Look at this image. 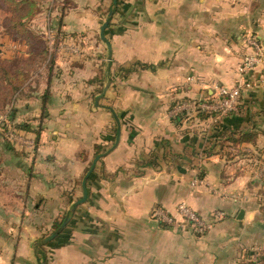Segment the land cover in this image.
I'll return each mask as SVG.
<instances>
[{
  "label": "crops",
  "instance_id": "obj_1",
  "mask_svg": "<svg viewBox=\"0 0 264 264\" xmlns=\"http://www.w3.org/2000/svg\"><path fill=\"white\" fill-rule=\"evenodd\" d=\"M112 1L44 0L30 22L47 55L12 101L17 139L0 135V264H241L264 246V0ZM236 84L235 112L197 115ZM181 198L224 216L162 227L151 211L178 218Z\"/></svg>",
  "mask_w": 264,
  "mask_h": 264
},
{
  "label": "trees",
  "instance_id": "obj_2",
  "mask_svg": "<svg viewBox=\"0 0 264 264\" xmlns=\"http://www.w3.org/2000/svg\"><path fill=\"white\" fill-rule=\"evenodd\" d=\"M43 1L44 0H0V6L8 12V18L5 19L6 22L3 29L8 32L10 39L24 43L23 46H28L26 56L20 55V53H12L10 57L0 56V135L4 131H7L8 127H20L11 122L13 111L12 101L16 92L25 85L47 55V49L43 46L42 40L40 39V32L30 25L31 20L39 11ZM119 68L122 69L121 67ZM195 109L198 113L197 115L200 117L214 115V112L200 110L198 106ZM5 119H7L6 121H8V124L5 123ZM236 134H238V137L234 139V142H239L243 139L254 140V135L251 133L236 132ZM105 149L104 146L99 145L97 146V153L103 152ZM261 203L264 211V196L261 197ZM156 208L159 207H155L153 210ZM223 216L215 221L221 220ZM153 218H155L162 227L169 228L172 226L164 223L156 216H153ZM60 223L61 221L55 222L54 227H58ZM186 229L191 230L190 227ZM240 263L264 264V246L246 250L241 257Z\"/></svg>",
  "mask_w": 264,
  "mask_h": 264
},
{
  "label": "built area",
  "instance_id": "obj_3",
  "mask_svg": "<svg viewBox=\"0 0 264 264\" xmlns=\"http://www.w3.org/2000/svg\"><path fill=\"white\" fill-rule=\"evenodd\" d=\"M255 48L258 52H260L257 45ZM259 61L257 56L254 55H246L243 58L242 66L240 68L241 71L247 70L256 64ZM241 96V86L240 84H236L231 87H220L218 89V93L214 95V98L210 96L207 99L201 100L195 105L200 108V110L214 112V116L216 118H221L226 116L231 112H235L238 108L239 100ZM8 130V129H7ZM11 139H17V131H13L11 133ZM176 214L178 218L174 215H168L165 211L160 208H156L153 210V216H156L161 221L169 225H175L179 228L182 227L183 222H186L187 225L191 227L196 233H203L210 229L212 226L213 219L210 220L209 223L205 222V219L200 217L198 214L194 213V211L187 206V204H180L176 209ZM224 215L223 212H215L212 214V217L216 220L221 218ZM181 226V227H180Z\"/></svg>",
  "mask_w": 264,
  "mask_h": 264
},
{
  "label": "rangeland",
  "instance_id": "obj_4",
  "mask_svg": "<svg viewBox=\"0 0 264 264\" xmlns=\"http://www.w3.org/2000/svg\"><path fill=\"white\" fill-rule=\"evenodd\" d=\"M8 18V12L6 11V10H4V8H2L1 6H0V56L1 57H10L11 56V53H13V50H14V48L12 47V46H10V35L8 34V32L7 31H5L3 28H4V24H5V19H7ZM26 49H27V47H26ZM22 50H24L25 51V47H23L22 48ZM220 88V87H219ZM219 88H217V90H216V93H214L213 95H212V97L214 98V95H216L217 93H218V89ZM209 98V97H208ZM4 116V115H3ZM7 119H5V123H7L8 124V121H6ZM10 126V125H9ZM17 127H14V128H12V127H8V130L7 131H4L2 134H3V136H4V138L9 142H11L12 141V139H11V133H13V131H17V129H16ZM0 138H1V136H0ZM6 141V142H7ZM7 142V143H8ZM184 198H181L180 200H179V203L176 205V209H177V207L180 205V204H183V203H185L186 204V202L183 200ZM183 200V201H182ZM187 206H189V205H187ZM190 207V206H189ZM191 208V207H190ZM160 209H162V208H160ZM192 209V208H191ZM163 211H165L164 209H162ZM193 211H194V213H196V214H198L200 217H202V218H204L205 219V222H207V223H209L210 222V220H212V219H214L212 216H211V218L209 219L208 217H205L202 213H199L198 211H196V210H194V209H192ZM219 210H217V211H214L213 212V214L215 213V212H218ZM166 212V211H165ZM220 212H222L221 210H220ZM153 213V210L151 211V214ZM168 215H170L168 212H166ZM177 218V217H176ZM214 222H215V219L213 220ZM212 224H213V222H212ZM181 227V226H180ZM188 227H190L189 225H187V223L186 222H183V225H182V227L181 228H188ZM191 228V227H190ZM211 228V227H210ZM190 231H193V230H190Z\"/></svg>",
  "mask_w": 264,
  "mask_h": 264
},
{
  "label": "water",
  "instance_id": "obj_5",
  "mask_svg": "<svg viewBox=\"0 0 264 264\" xmlns=\"http://www.w3.org/2000/svg\"><path fill=\"white\" fill-rule=\"evenodd\" d=\"M112 3H113V5H115L116 3H117V0H113L112 1ZM112 13H113V11L111 10L110 12H109V16L110 15H112ZM107 26V21L106 22H104V24H103V27H102V37L104 38V36H103V30H104V28ZM108 88V84L105 86V88H104V90H103V92L105 93V91H106V89ZM115 118H116V121H117V124H118V128L120 127V125H119V119L117 118V116L115 115ZM119 133V132H118ZM117 140H118V138H117ZM109 150H111V148L109 149ZM109 150H107V151H109ZM105 153H103V154H100V155H97V156H95L94 157V159H93V161H92V163H91V165H90V167L88 168V170L86 171V173H85V175H84V177H83V179H82V196L78 199V200H76L75 202H74V204H73V208L71 209L72 210V212L74 211V209H75V207L77 206V205H79V204H81V203H83L85 200H86V198H87V195H88V189H87V186H86V182H87V179H88V177H89V175L91 174V172L93 171V169H94V166H95V164H96V162H97V160L102 156V155H104ZM242 215H243V210H240V212H239V218H241L242 217ZM69 219H70V215H67L66 217H65V219H64V221L61 223V225L56 229V230H54L48 237H46V238H44L43 239V242H48V241H50L51 239H53L64 227H65V225L67 224V222L69 221Z\"/></svg>",
  "mask_w": 264,
  "mask_h": 264
}]
</instances>
